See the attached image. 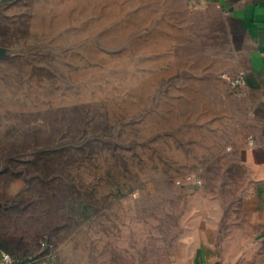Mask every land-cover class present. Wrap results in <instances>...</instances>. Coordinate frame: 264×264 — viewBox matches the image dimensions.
Listing matches in <instances>:
<instances>
[{
	"label": "rangeland",
	"instance_id": "374dc122",
	"mask_svg": "<svg viewBox=\"0 0 264 264\" xmlns=\"http://www.w3.org/2000/svg\"><path fill=\"white\" fill-rule=\"evenodd\" d=\"M228 22L219 0H0L16 264H264V224L241 222L264 170L243 163L253 124L226 78L246 45Z\"/></svg>",
	"mask_w": 264,
	"mask_h": 264
},
{
	"label": "crops",
	"instance_id": "0c3cea01",
	"mask_svg": "<svg viewBox=\"0 0 264 264\" xmlns=\"http://www.w3.org/2000/svg\"><path fill=\"white\" fill-rule=\"evenodd\" d=\"M228 16V32L231 37L241 38L244 62L241 70L246 72V85L243 87V103L247 107L249 118L245 124H253L254 147L247 149L243 145V163L255 172L264 170V0H219ZM251 149V150H250ZM254 196L244 201L241 207L244 218L241 220L252 224L255 231H262L264 210V182L254 183ZM252 222V223H251ZM241 225V232H243ZM247 232V231H246ZM208 254L210 256H208ZM204 252L194 257L195 264H213ZM246 254H241V263ZM208 258V259H207ZM211 262V263H210ZM246 264V263H245Z\"/></svg>",
	"mask_w": 264,
	"mask_h": 264
},
{
	"label": "built area",
	"instance_id": "2783aa9c",
	"mask_svg": "<svg viewBox=\"0 0 264 264\" xmlns=\"http://www.w3.org/2000/svg\"><path fill=\"white\" fill-rule=\"evenodd\" d=\"M246 72L244 70L238 71L233 76L227 77L226 80L234 88H243L246 85ZM253 145L252 140H249L248 147L251 148ZM191 179V177H188ZM199 182H196L197 184ZM42 249H49L51 245L47 239L40 241ZM0 264H16L15 260L6 252L0 250Z\"/></svg>",
	"mask_w": 264,
	"mask_h": 264
},
{
	"label": "trees",
	"instance_id": "16d2710c",
	"mask_svg": "<svg viewBox=\"0 0 264 264\" xmlns=\"http://www.w3.org/2000/svg\"><path fill=\"white\" fill-rule=\"evenodd\" d=\"M48 242L50 244V241H48ZM11 243L13 244L12 241H7V240L3 239L2 236L0 235V250L8 253L12 257V255H11V251L12 250L9 249L11 247L10 245H12ZM39 247L42 248L41 245H40V243H39ZM46 250H49V249H46ZM9 251H10V253H9ZM13 259L16 260L15 258H13Z\"/></svg>",
	"mask_w": 264,
	"mask_h": 264
}]
</instances>
